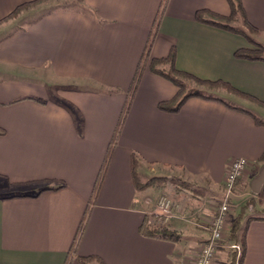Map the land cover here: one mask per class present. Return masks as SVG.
<instances>
[{
	"label": "crops",
	"instance_id": "crops-1",
	"mask_svg": "<svg viewBox=\"0 0 264 264\" xmlns=\"http://www.w3.org/2000/svg\"><path fill=\"white\" fill-rule=\"evenodd\" d=\"M33 1L0 0V264H193L215 211L171 190L168 226L180 238L144 235L167 187L139 189L134 158L145 183L176 169L210 189L223 186L232 160L247 159L233 220L247 203L241 264H264V184L254 188L264 168L256 119L264 115L252 110L264 108L216 88L233 108L196 97L176 113L162 111L178 89L149 68L175 49L179 71L264 103V62L235 56L256 47L196 19L202 10L230 15L229 1L83 0V8L37 16L33 8L1 22ZM240 1L262 36L264 0Z\"/></svg>",
	"mask_w": 264,
	"mask_h": 264
},
{
	"label": "trees",
	"instance_id": "trees-1",
	"mask_svg": "<svg viewBox=\"0 0 264 264\" xmlns=\"http://www.w3.org/2000/svg\"><path fill=\"white\" fill-rule=\"evenodd\" d=\"M45 1H48V0H36L30 3H25L23 5H20L9 17H7V19L1 22L14 18L25 8H29L33 5L40 4ZM228 1L231 6L230 15L221 16L213 12L202 10V11H199L197 14V18H196L197 21L203 24L215 26V27H218V28H221V29H224V30H227V31H230V32H233V33H236V34H239L245 37L247 41L251 45L255 46L256 48L238 50L235 53V56L241 59L259 60V61L264 62V46L255 42L254 39L252 38V36H254L258 32V30L247 21L241 1L240 0H228ZM240 18L243 20L244 27H245L244 30L239 29L238 27H235L233 25V22H236ZM149 46H150V42L147 47V51L149 50ZM175 57H176V52H175V49H173L168 57L160 58V59H153L149 67L153 73L166 78L167 80L172 82L178 89V93L173 99L169 101L161 102L159 104V108L162 111L176 113L184 106V104L189 99L196 98V97L204 98V99H217L221 101L222 103L226 104L227 106L233 108V106L229 102H226L223 99L217 98L205 92L207 90L214 91V89L216 88H224L226 91L235 93V94H238L239 96L247 98L250 101L257 103L259 106L264 108V103L254 99L253 97L240 93L239 91H237L236 89H234L232 86H230L227 83H223L220 81L219 82L206 81V80L199 79L189 73L179 71L175 66ZM140 66L141 67L139 68V71L133 82L132 91L135 90L138 84L139 78H140V73L142 71V65ZM186 80L189 82L190 81L193 82L197 87L191 88ZM256 121L259 124H264V120H260L257 118ZM262 160L264 161V156ZM137 165H138V160L137 158H134L133 159V174L135 177L136 185L139 189H142V190L147 189L158 178H155L143 184L137 173ZM52 189L54 190L56 188H47V189H44L43 191L52 190ZM242 217H243V214L238 213L237 220H234V223L231 229L232 238L237 237V231L239 229V224H240V220L242 219ZM142 233L146 236L158 237V238L166 239V240H178L180 238V234L178 232L171 230L169 226L165 224H159L154 227L145 225L142 228ZM245 238H246V227H244L243 230L241 231V243H242L243 250H242V255H241V258L239 259L238 264H241V262L244 259V255L246 251ZM236 254L237 253L234 252V254L230 256L227 264H237ZM90 260H93V258L84 259L82 261L88 264Z\"/></svg>",
	"mask_w": 264,
	"mask_h": 264
},
{
	"label": "rangeland",
	"instance_id": "rangeland-1",
	"mask_svg": "<svg viewBox=\"0 0 264 264\" xmlns=\"http://www.w3.org/2000/svg\"><path fill=\"white\" fill-rule=\"evenodd\" d=\"M64 6L71 7V8L72 7H74V8H83L84 7V2H83V0H48V1L42 2L40 4L33 5V6L29 7V8H25L17 16H15L14 18H12L10 20H13V19L17 18L21 13L25 12L28 9H33L34 8L35 10L32 11L31 13L32 14L36 13L35 16H37L39 12H41L42 10H44L46 8L47 9H52V8H55V7H64ZM7 21H9V20H7ZM233 25L235 27H238L239 29H242V30L245 29L243 20L241 18L238 19L236 22H233ZM252 38L254 39L255 42H258L257 40L261 41L262 43H260V44L264 46V34L262 36H252ZM187 83L189 84V86L191 88L197 87L191 81L190 82L187 81ZM216 90L217 89H214V91L213 90H207L205 92L207 94L213 95L215 97L216 96L217 97L220 96L219 98H223V99L229 98V96L226 95L225 93H222V92L216 91ZM225 100H228V99H225ZM255 104H257V103H255ZM248 107H251V106H248ZM252 110H254L259 115H262V116L264 115V110L261 111V109L259 110L258 108H252ZM165 174H167V176L158 177V179L156 181H154V183L152 184V185H157V186L160 185V186H166L167 187V189L165 191H164V187H163V189H161L162 190V195L160 197L167 196V197L172 199L171 194L173 192L171 190L176 191V192L180 191V192H184L186 195L190 196L192 194L196 198L198 197V198H202V199L207 200V203H208V207L207 208L210 207L211 209H213V211H215V215H217L220 212V207L222 205V201H223V198H224V185L220 186V187H214V188L211 187V189L208 186L203 187L205 182L201 183V181H199V180H194V178L189 177L186 174H183L181 170H176V169L175 170H173V169L165 170ZM172 174H173L174 177H171ZM141 182L143 184L145 183V181H143V180H141ZM199 194H201V195H199ZM235 194L236 195L233 197V200H232L233 211L229 212V214H228L229 215L228 216V218H229V220H228L229 221V227H228V230H227V234H225L224 239L222 241V246L223 247H221V249L225 251L224 252L225 254L223 255V257H221V259L219 257V260H218V254H217V259H216V263L217 264H225V263L219 262V261H223L225 259V257L231 256L232 254H234V252H236L234 250V248H232L233 245H239L241 251L243 250L242 249V243H241V231L244 228V224H239V229L237 231V237L236 238H232L231 237V229H232V225L234 223L233 214L237 210L235 208V206H234L235 204L233 205V203H235V200L237 199L236 196L238 195L237 192H235ZM250 195L253 196L254 194L250 193ZM256 197L258 199V196H256ZM242 199H244V198H242ZM247 199H249V198H247ZM259 200H260V195H259V199L257 201H259ZM246 204H244L245 207L240 206L241 208L239 209L238 213H243L245 211V209L247 207ZM243 208H244V211H243ZM185 214H187V212ZM235 220H237V219H235ZM170 222L171 221H169L167 223H164V224L165 225H169ZM201 247H202V245H201ZM199 252H200V250L195 252L196 258L198 256ZM240 252H238V251L236 252V253H238V254H236V260H239L241 258L242 254H240Z\"/></svg>",
	"mask_w": 264,
	"mask_h": 264
},
{
	"label": "built area",
	"instance_id": "built-area-1",
	"mask_svg": "<svg viewBox=\"0 0 264 264\" xmlns=\"http://www.w3.org/2000/svg\"><path fill=\"white\" fill-rule=\"evenodd\" d=\"M250 166L251 163L244 158L231 161L223 184L224 198L220 207V212L208 223L210 238L201 247L193 264H217V253L218 250L223 247L222 241L229 227L228 214L233 211L232 200L236 195L237 182L247 175ZM146 217V223L151 227L172 221L175 217L172 199L167 196L160 197L157 201L156 208L148 213ZM232 248H234L236 252L241 251L239 245H233ZM240 254H242V251Z\"/></svg>",
	"mask_w": 264,
	"mask_h": 264
},
{
	"label": "water",
	"instance_id": "water-1",
	"mask_svg": "<svg viewBox=\"0 0 264 264\" xmlns=\"http://www.w3.org/2000/svg\"><path fill=\"white\" fill-rule=\"evenodd\" d=\"M262 184H264V168L259 178L254 182V188L257 190Z\"/></svg>",
	"mask_w": 264,
	"mask_h": 264
}]
</instances>
